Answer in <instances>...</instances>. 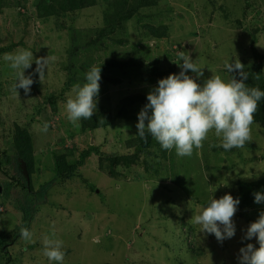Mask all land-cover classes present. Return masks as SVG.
Segmentation results:
<instances>
[{"label": "rangeland", "instance_id": "obj_1", "mask_svg": "<svg viewBox=\"0 0 264 264\" xmlns=\"http://www.w3.org/2000/svg\"><path fill=\"white\" fill-rule=\"evenodd\" d=\"M8 1L11 5L0 7V47L10 48L0 56V152L16 156L13 138L18 124L32 134L36 162L31 191L17 185L20 170L18 174L11 169V176L0 170V264H50L42 239L53 230L63 241L64 264H239L242 247H259L256 238L243 237L250 218L256 221L264 211V203L255 208L239 204L233 218L236 234L222 243L214 234L201 233L190 220L212 198L236 194L239 181L264 177L261 123H253L251 141L243 148L225 151L212 132L190 157H178L175 149L165 156L155 146L149 152L157 151V157L139 152L141 162L158 161L157 173L144 163H121L112 174L104 154L136 150L132 142L138 137V113L144 106L135 118H117L107 127L83 131L81 121L77 129L67 120L65 104L75 96L73 86L86 82L90 68L111 58H136L179 75L182 69L175 62L184 51L203 69V77L187 73L201 85L214 73L231 80L225 61L239 59L247 70L259 59L264 70V0H158L153 9L140 11L143 18L136 14L124 30L114 32L113 38L126 37L127 43L106 39L100 49L79 51L82 68L69 53L70 27L104 25L103 11L111 8V0H97L96 6L60 19L39 17L37 0ZM62 23L67 26L59 28ZM144 24L165 26L166 33L153 37ZM19 50L32 51L34 59L50 57L43 84L35 73V60L25 70L35 81L29 95L23 89L13 94L14 71L4 60L6 53ZM74 71L77 77L71 81ZM108 75L118 83L109 82ZM101 77L96 113L115 112L124 96L148 94L160 80L137 68H107ZM63 151L79 164L76 175L65 180L54 173L55 154ZM21 228L29 229L34 242L21 239Z\"/></svg>", "mask_w": 264, "mask_h": 264}, {"label": "clouds", "instance_id": "obj_2", "mask_svg": "<svg viewBox=\"0 0 264 264\" xmlns=\"http://www.w3.org/2000/svg\"><path fill=\"white\" fill-rule=\"evenodd\" d=\"M30 50H19L16 53H6L4 60L14 71L15 82L11 91L18 94L23 89L25 95L31 92L34 84L32 75H25V70L32 67L35 60V73L43 84L50 57L33 58ZM175 62L182 70L158 81V86L147 94L148 103L138 113L136 125L138 136L147 140V133L161 145L164 150L175 149L178 157H190L194 150L203 147L209 133L214 132L219 138V147L225 151L233 148H243L251 141V128L255 121V113L259 101L264 98V91L258 87L246 86L248 72L239 59L234 63L225 61L228 72H238L241 79L235 76L229 81L214 75L203 85L187 75L189 70L197 77H203V69L194 62L189 54L180 51ZM182 61V63H181ZM101 67L92 66L85 74L86 82L73 86L75 96H70L65 104L67 120L74 128H80L81 120H90L97 110L100 93ZM46 122L42 131L47 132ZM255 203H264V192H255ZM240 200L231 194H225L219 199L212 198L199 214H195L190 222L199 226L201 233L214 234L219 242L231 239L236 234L234 216ZM21 239L28 243L34 242L33 234L28 228H21ZM256 238L259 247L248 243L240 249L239 264H264V211L258 219L246 229L243 239ZM43 255L50 264H64L66 253L62 251L63 241L56 238L53 230L42 239Z\"/></svg>", "mask_w": 264, "mask_h": 264}, {"label": "trees", "instance_id": "obj_3", "mask_svg": "<svg viewBox=\"0 0 264 264\" xmlns=\"http://www.w3.org/2000/svg\"><path fill=\"white\" fill-rule=\"evenodd\" d=\"M158 0H111V8H105L103 13L104 25L100 27H94L87 29H75L77 27H70L73 33V38L70 45L69 53L75 59H79V66L82 68V60L78 56V52L81 50L91 51L95 49H100L102 45H105L104 42L106 39L114 40L116 43H127L128 39L126 37H115L113 38L114 32L118 29H125L127 22L131 19L132 16L136 14L139 15L138 19L143 18V15L140 14L141 10H148L145 8L153 9L154 4H157ZM98 4L97 0H37L36 7L39 17H56L57 19L64 18L68 14L77 13L79 10H84L86 8L94 7ZM11 5L8 0H0V7H6ZM152 15L149 13V16ZM138 20V21H139ZM140 22V21H139ZM148 30V34H152L153 37L160 38L166 33V27L157 28L155 25L144 24ZM60 27H66V23L57 24ZM9 47H0V56L5 51L9 50ZM256 57L259 55L255 53ZM78 56V58H77ZM77 64L76 62H74ZM101 67V72L105 71L107 68L112 69H126V68H137L138 71H142L145 74H150L152 77H157L158 79H163L169 76L170 71H162L157 67L150 65L149 63L144 62L143 60L131 58L129 60H118L116 58H111L105 61ZM99 67V68H100ZM78 70V69H77ZM80 71V70H79ZM245 71L248 72L249 76L246 81V86L249 88L258 87L261 91H264V70L263 64L259 59L255 62H251L249 68ZM236 77L237 80H240L241 77L238 72L231 74V78ZM77 77L76 71L73 72V75L70 76L71 81H75ZM109 82L114 84L118 83L116 78L107 76ZM68 85V84H67ZM148 103L147 94L145 93H132L124 96L120 101L117 110L115 112L110 110H102L98 113H95L93 118L90 120H81L82 130H95L102 127H107L113 123L117 118H135L136 112L139 107H143ZM254 123H261L264 126V98L259 101V108L255 113ZM147 140L137 137L132 143L135 146L136 150L132 154L119 155V154H104L105 158L109 161L111 166V173L114 174L115 165L121 163H137V164H147V170L150 167L153 168V171L157 173V168L155 167L158 164V161L155 162V159H151L149 163L147 161L141 162L139 152H149L154 146L158 149L161 148V145L151 136V134L145 133ZM14 147L16 151V156L12 157L8 155L7 152H0V170L5 176H11L9 174L10 170L13 169L18 173L20 168L18 167V160H24L27 164V169L32 178V174L35 170V153L33 145V137L29 129L16 125L14 133ZM164 150V149H163ZM167 150H164L163 155L166 156ZM54 158V173L58 179L65 180L70 179L72 176H75L79 170V164L76 159H70V153L68 152H56ZM150 155L155 157L159 156L157 151L149 152ZM103 155V153H102ZM172 162L174 167L176 162L172 156ZM168 165L165 166V168ZM21 171V170H20ZM19 174V173H18ZM14 180L18 179L17 185H22L25 188L31 191L32 184L29 186L26 184V179L24 175L19 177H13ZM7 190V188H5ZM255 192H264V177L258 180H241L238 182V192L233 195L234 198L240 200V208H255ZM262 207V205H261ZM250 224L255 222L253 218H250ZM4 242V241H3ZM2 242V243H3ZM104 264H114V263H104Z\"/></svg>", "mask_w": 264, "mask_h": 264}, {"label": "water", "instance_id": "obj_4", "mask_svg": "<svg viewBox=\"0 0 264 264\" xmlns=\"http://www.w3.org/2000/svg\"><path fill=\"white\" fill-rule=\"evenodd\" d=\"M20 164H19V168L22 172V174L24 175L25 179H26V184L27 186L30 185L31 183V178H30V174L29 171L27 169V164L24 160H19ZM2 190L1 186H0V191Z\"/></svg>", "mask_w": 264, "mask_h": 264}]
</instances>
